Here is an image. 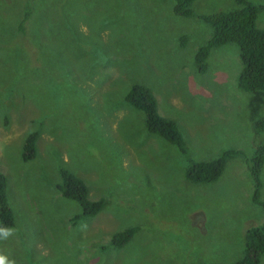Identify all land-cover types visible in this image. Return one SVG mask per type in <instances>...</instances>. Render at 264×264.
I'll use <instances>...</instances> for the list:
<instances>
[{
  "label": "rangeland",
  "instance_id": "374dc122",
  "mask_svg": "<svg viewBox=\"0 0 264 264\" xmlns=\"http://www.w3.org/2000/svg\"><path fill=\"white\" fill-rule=\"evenodd\" d=\"M32 1L0 0V171L17 230L0 241V254L16 264L240 260L245 232L264 225L244 162L260 140L251 125L264 118V97L238 88V47L212 50L201 74L194 55L211 27L175 16L169 0H47L35 12ZM27 5L36 29L19 31L16 12ZM238 7L233 0L192 5L199 15ZM257 26L264 31V13ZM181 37L188 39L183 48ZM19 49L23 59L14 67ZM136 83L149 87L158 113L175 121L186 154L149 134L144 115L125 103ZM32 131L39 134L37 155L24 162L22 144ZM227 149L245 157L228 158L216 182L186 179L190 160L216 159ZM60 165L85 180L91 199L106 200L100 213L74 220L81 209L58 190ZM260 181L264 202V169ZM132 227L138 231L128 244L103 250L112 234Z\"/></svg>",
  "mask_w": 264,
  "mask_h": 264
},
{
  "label": "trees",
  "instance_id": "16d2710c",
  "mask_svg": "<svg viewBox=\"0 0 264 264\" xmlns=\"http://www.w3.org/2000/svg\"><path fill=\"white\" fill-rule=\"evenodd\" d=\"M40 1L33 0L34 8ZM172 2V12L175 16L182 18H196L211 27L212 33L210 39L199 47L194 55V64L201 74L208 70V60L212 50L226 45H236L240 51L242 70L237 79V86L241 92L247 94H262L264 97V31L257 26V19L260 13H264V4L257 5L251 0H233L239 5L238 8L226 12H214L210 15L197 14L192 5L196 0H169ZM17 11L19 15L17 29L24 31L27 25L36 29L35 23H31V7L27 5L26 9ZM119 19H123L117 14ZM69 37L73 40V33L68 28ZM61 35L57 33L55 36ZM77 35L75 41L78 42ZM86 41L89 39L82 36ZM187 37H181L180 46L183 48L187 44ZM16 56L14 67L23 59L22 49L13 51ZM13 73V72H12ZM13 74H11L12 76ZM32 92L43 93L41 88H33ZM5 95V92H4ZM125 103L132 109L141 112L144 115V125L149 134L165 140L175 147L179 153L186 154V143L175 121L162 117L158 113L157 100L149 87L144 84H133L124 97ZM251 130L255 138L259 137V143L251 151L249 157L246 156L245 164L252 178L253 201L263 207L264 202L260 201L261 181L260 175L264 169V118L257 120L251 125ZM39 134L36 131L30 132L22 144V160L30 162L37 155V141ZM245 153L236 149H227L216 159L208 161H192L186 165L185 177L192 184H213L222 175L225 170L226 160L228 158ZM58 190L61 196L70 201H74L81 209V215L74 218L79 221L80 217H93L100 213L105 205L104 198L93 200L89 197V187L84 179L77 176L71 169L60 165L57 169ZM7 177L0 171V226L15 227V213L10 206L7 198ZM138 231L137 227L127 228L123 231L112 234L104 251L111 248H121L128 244ZM264 255V225L252 227L245 232L243 256L240 260L231 264H259Z\"/></svg>",
  "mask_w": 264,
  "mask_h": 264
},
{
  "label": "clouds",
  "instance_id": "9594fccd",
  "mask_svg": "<svg viewBox=\"0 0 264 264\" xmlns=\"http://www.w3.org/2000/svg\"><path fill=\"white\" fill-rule=\"evenodd\" d=\"M16 231L15 228L10 226H0V241L8 240L15 235ZM0 264H16V262L14 259H9L6 255L0 254Z\"/></svg>",
  "mask_w": 264,
  "mask_h": 264
}]
</instances>
